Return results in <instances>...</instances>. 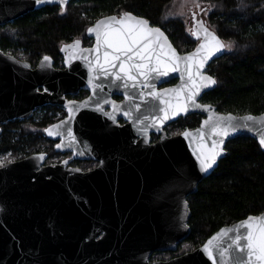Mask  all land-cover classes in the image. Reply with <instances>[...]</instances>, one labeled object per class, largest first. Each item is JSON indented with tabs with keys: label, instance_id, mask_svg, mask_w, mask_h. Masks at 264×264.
Segmentation results:
<instances>
[{
	"label": "water",
	"instance_id": "1",
	"mask_svg": "<svg viewBox=\"0 0 264 264\" xmlns=\"http://www.w3.org/2000/svg\"><path fill=\"white\" fill-rule=\"evenodd\" d=\"M70 1L67 0L66 4ZM55 4H59L58 0L51 3L44 0L39 4L36 0H0V26L28 12ZM201 13H192L195 28L197 21H203L213 31ZM120 15L116 16L119 18ZM107 17L98 19L90 27ZM86 35L94 39L91 47L94 48L95 34L86 32ZM202 39L192 51L182 54L169 38L168 41L180 56H184L194 52ZM66 45L70 44H64L60 49L64 69H55L51 58L50 62L44 60L46 56L32 68L29 62L0 49V132L2 124L15 119L27 120L36 108L43 105L67 106L63 97L65 93L87 89L93 74L83 57L89 53L68 52ZM224 52L225 49L208 60L201 70L203 75L211 76L206 72L207 67ZM94 56L92 53L91 57ZM104 79L101 75L100 79L93 80L99 85L95 93L113 94L114 83ZM173 79L178 81L167 89L180 88L187 77L182 80L180 72H169L151 83L156 85ZM137 86L131 90H136ZM215 86L201 89L196 97V104L200 107L189 104L186 113L168 119L170 122L192 112L203 115L197 128L186 130L192 134L188 139L183 136L184 131L173 137L163 135L158 142L150 144L146 132L141 134L128 126L98 128L94 132L102 143V147H98L100 164L92 171L65 170L64 163L45 165L43 154H33L0 167V264H213L203 251L208 240L227 229L228 235L222 238V246L227 247L237 234L234 229H238L241 235L246 234L247 229L242 223L249 216L221 227L190 252L165 261L150 258L154 252L175 251L188 236L190 209L187 198L226 156L228 141L248 137L254 139L264 152L259 143L264 132V125L259 121L264 120V112L257 115L220 113L211 104L199 103L202 94ZM89 89L93 92L92 87ZM167 99L175 102L171 95ZM249 115L256 118V124L247 122L248 128L230 131L226 137L206 135L208 146H211L212 139H223V151L212 168L201 171L193 149L197 130L202 129L206 134L210 132L204 121L211 116L214 120L223 118L227 122L228 117H232L233 123L244 124V118ZM54 125H60V135L49 136L45 131L46 135L52 139L59 136L61 141L57 150L64 151L67 149L66 120ZM250 216L262 217L264 210L259 215ZM98 235L100 237L96 239ZM215 255L216 264H233L237 257L246 259L235 247L230 250L231 259L227 262L221 260L218 252Z\"/></svg>",
	"mask_w": 264,
	"mask_h": 264
},
{
	"label": "trees",
	"instance_id": "2",
	"mask_svg": "<svg viewBox=\"0 0 264 264\" xmlns=\"http://www.w3.org/2000/svg\"><path fill=\"white\" fill-rule=\"evenodd\" d=\"M209 4L207 25L233 49L212 61L207 73L216 86L202 102L220 113L261 114L264 112V0H199ZM173 0H72L61 12L48 5L0 26V49L34 65L43 56L61 62L63 42L85 37L86 28L107 14L131 12L160 27L179 53L196 42L186 31L181 17L169 16ZM48 111L28 120L2 125L0 155L20 158L42 151L46 138L30 125L43 128ZM190 124L192 119H188ZM226 156L216 169L197 185L187 198L190 209L188 236L175 251L154 252L151 260L165 261L199 247L214 232L264 210V152L248 137L227 142Z\"/></svg>",
	"mask_w": 264,
	"mask_h": 264
},
{
	"label": "snow or ice",
	"instance_id": "3",
	"mask_svg": "<svg viewBox=\"0 0 264 264\" xmlns=\"http://www.w3.org/2000/svg\"><path fill=\"white\" fill-rule=\"evenodd\" d=\"M42 3L44 0H36ZM49 3L53 0H48ZM61 8L67 3V0H58ZM89 34H95V47L90 49L81 48V41L77 39L72 45H66L65 49L72 48L74 52L89 53V56L83 58L87 61L89 72L93 74L89 79V85L95 94L99 85L93 83V80L100 79L101 75L105 78L112 77L115 81H122L125 88H135L137 84L141 89H150L148 95L153 99H158L164 105L160 111L162 117H157L160 124L181 112H187L189 104L200 107L196 104V97L202 88L210 87L216 84V80L212 76L203 75L201 70L205 64L217 53L224 49L231 51L233 42L225 43L213 31H210L203 21H197L195 30L192 35L202 42L196 50L188 55L180 56L176 49L172 47L167 36L159 27H151L147 19L138 18L128 11H123L120 17L116 15L109 16L96 23L94 27L87 29ZM95 53L94 57L91 54ZM91 57V58H90ZM45 61L50 62V57H44ZM183 64V70L181 65ZM27 66V65H26ZM50 66V64H49ZM169 72H180L181 79L186 76L184 84L178 89H165L160 92L155 89V85L151 83L155 77L167 76ZM187 93V95H184ZM173 96L175 102L165 99V96ZM144 98L143 95L141 97ZM106 103L108 101H105ZM71 103H75L74 101ZM113 112L117 111L115 101H112ZM88 101L83 102L80 107H86ZM137 111L139 105L136 106ZM75 109L68 108L71 115ZM126 116L129 113H124ZM111 119H115L110 113H106ZM148 119V118H146ZM233 118L228 117L227 122L223 118L213 119L211 116L204 121V125L210 129L209 133H205L202 129L197 130L196 146L193 154L196 155L200 163L201 171L207 172L216 163L217 157L223 151V139H212L211 146L206 143V135L211 137H226L230 131H236L238 128H248L247 122L256 124V118L249 115L244 118V124H235ZM153 124L156 121H152ZM260 125H264V120L259 121ZM60 125H54L45 131L49 136L60 135ZM185 139L192 134L188 131L183 133ZM259 143L264 147V132L261 133ZM57 147H60L58 144ZM43 159V156H41ZM2 166V165H0ZM242 227L247 229L246 234H239L238 229H234L237 234L231 239L227 247H223V237L228 235V230H222L208 240L203 251L208 258L216 264V255L222 261L227 262L230 257V250L235 247L240 253L246 256L237 257L233 260V264H264V216H249L242 223ZM244 241L245 243H241ZM216 242V243H214Z\"/></svg>",
	"mask_w": 264,
	"mask_h": 264
},
{
	"label": "flooded vegetation",
	"instance_id": "4",
	"mask_svg": "<svg viewBox=\"0 0 264 264\" xmlns=\"http://www.w3.org/2000/svg\"><path fill=\"white\" fill-rule=\"evenodd\" d=\"M68 4H66L64 8H61L59 4H55L52 6H58L60 11H64ZM118 14H122V12L103 15L97 18L94 21V23L100 18L106 16L118 15ZM193 21L194 19L192 18V22ZM94 23H92L91 25H93ZM192 24L194 26V22ZM91 25H89L86 28L85 37L75 38L71 41L63 42L60 45L59 54H60L61 62L59 64L56 65L55 61L50 57L53 60V67L55 69H64L63 55L60 52L62 45L64 44L72 45L74 41L79 39L82 42L81 48L90 49L93 46L94 39L89 38L86 35L87 29ZM154 27H158V26H154ZM194 47L188 51L181 52V54L192 51ZM72 50H73L72 48H67L68 52L70 51L72 52ZM38 62L35 63L34 65L32 64L30 65L32 66V68H35ZM157 78L160 79V77H155L154 79H152V81L156 80ZM104 80L111 81L114 83L113 94L103 95V94H99L98 92L94 94L92 91H90L89 88L91 86L89 85L87 89H80L76 93H65L63 97L64 100L68 102L67 106L63 107L59 104H53V105L48 104L36 108L32 116L38 114L39 112L45 113L46 111H48V115L50 117L49 123L43 128H38L33 125L32 126L30 125L29 127L31 129L34 128L33 132H37V133H39L38 130L41 129L40 133H42V135L47 139L45 142L46 146L42 149V151L32 152L20 158L11 157L12 159L4 163L2 166L10 162L21 160L33 154H43L45 155V165L55 166L64 163L63 168L65 170L76 169L85 173L94 170L100 164V161L98 159L100 157V151L98 147H102V143L94 132L98 128L108 129L114 126L120 128L128 126L134 128L141 134H145L144 132H146L148 134L149 143L154 144L158 142L163 135L167 137H173L181 134L186 130H193L197 128L200 125L202 118L204 117L203 115L197 112H192L187 114L186 116H179L170 122H168V120H165L163 124H160L159 121L157 120V117L163 116V113L160 111V109L163 108L164 105L161 104L158 99H153L151 96L148 95L150 89L147 88L141 89L139 85L137 86L136 90H131L130 86L128 88H125L122 81H115L114 78L112 77H107ZM177 81L178 79H173L170 80L169 82L160 81L159 84L155 85V89L162 92L163 90L167 89L169 86L175 85ZM39 90H42V88H39ZM70 91H72V89ZM205 93H203L202 96L198 99V102L202 104H209L201 101ZM142 95L144 97L143 99L141 98ZM164 98L167 99V96H165ZM73 101L75 103H71ZM85 101H88L87 106L80 107V105ZM105 101L108 102L106 103ZM112 101H115L116 103V107H117L116 112H113V106L111 103ZM137 105H139L138 111L136 109ZM69 107L75 109V111L71 115L68 112ZM126 111L129 113L128 116L124 114ZM106 113L112 114L113 116H115V119L113 120L109 118V116L106 115ZM189 118L192 119L193 121L192 124H190V121H187ZM15 120H19V119H15ZM63 120H66L64 135L67 139V144L65 145L67 149L64 151H59L57 150V145L60 143L61 138L59 136H56V138L53 139L49 138L47 137L45 130L49 126L57 124ZM152 121H156V123L153 124ZM92 125L94 126V128ZM5 155H9V154H5ZM69 184L71 185V182ZM99 237L100 235H98L96 239H98Z\"/></svg>",
	"mask_w": 264,
	"mask_h": 264
},
{
	"label": "rangeland",
	"instance_id": "5",
	"mask_svg": "<svg viewBox=\"0 0 264 264\" xmlns=\"http://www.w3.org/2000/svg\"><path fill=\"white\" fill-rule=\"evenodd\" d=\"M199 11H202L201 17L207 23V17L209 12L211 11V7L209 6V4L201 2L199 0H173L171 8L168 12L169 16L183 18L187 33L191 36L192 39L195 40L196 43L198 40L192 35V31L195 30V27L192 24V13H198ZM226 52H229V50L226 49ZM32 130H34V128ZM11 159L12 158L9 155H1L0 165H3Z\"/></svg>",
	"mask_w": 264,
	"mask_h": 264
}]
</instances>
